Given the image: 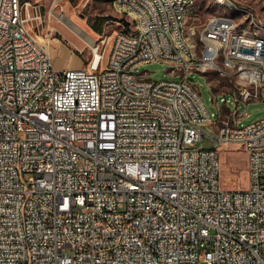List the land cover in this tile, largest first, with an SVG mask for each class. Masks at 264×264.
<instances>
[{"label":"built area","instance_id":"2783aa9c","mask_svg":"<svg viewBox=\"0 0 264 264\" xmlns=\"http://www.w3.org/2000/svg\"><path fill=\"white\" fill-rule=\"evenodd\" d=\"M186 3L120 0L108 57L98 47L89 66L58 67L41 4L0 0V264H264V116L242 124L239 110L261 97L264 65L216 69L218 36L243 17L199 31ZM232 53L264 58V42L231 36ZM150 61L181 78L135 70ZM192 72L227 80L216 98L231 91L237 107L209 112ZM232 143L246 187L221 181Z\"/></svg>","mask_w":264,"mask_h":264},{"label":"rangeland","instance_id":"374dc122","mask_svg":"<svg viewBox=\"0 0 264 264\" xmlns=\"http://www.w3.org/2000/svg\"><path fill=\"white\" fill-rule=\"evenodd\" d=\"M41 4L43 11V22L37 28L39 40L45 38L50 45L56 65L89 66L94 58L95 50L99 47L105 51L108 57L113 35L119 28L116 20L121 16L112 5V0H32ZM194 0L193 7L187 15L186 26L199 28L202 30L209 16L214 14H230L237 21L244 23L254 16L257 20L264 22V0ZM234 2V3H233ZM56 5V6H55ZM52 11H63L81 25L92 37L93 41L76 34L68 25L63 23ZM97 16H106L108 19L103 25L102 32L96 31L92 27L90 19L95 20ZM47 45V44H46ZM80 56L81 59L78 57ZM79 61L74 64V61ZM138 72H146L154 80L161 79H180L181 75L171 74L170 65L161 61L144 62L135 68ZM219 75L212 72L210 75L213 85L208 83L204 74L192 72L191 78L200 86V94L203 102L209 112H216L217 105L221 111L235 109L237 103L231 91L226 94H219L217 90L228 89V81L222 79L215 80ZM201 84V85H199ZM212 96L215 98L213 99ZM226 100V104L224 103ZM239 110L241 111L242 124H248L264 116V86L261 87V97L257 100H251L246 104L239 101ZM245 113H247L245 115ZM196 145L211 147L212 141L203 137ZM222 159V184L229 188L246 187L249 183L247 153L239 143H232L227 149L221 150ZM198 264H206L201 260Z\"/></svg>","mask_w":264,"mask_h":264},{"label":"bare ground","instance_id":"6f19581e","mask_svg":"<svg viewBox=\"0 0 264 264\" xmlns=\"http://www.w3.org/2000/svg\"><path fill=\"white\" fill-rule=\"evenodd\" d=\"M57 0H54V3ZM120 0H113V5H118ZM224 1V0H221ZM185 6V27L187 15L193 7L194 0H186ZM56 6V5H55ZM117 11L123 13V6H114ZM52 14L55 15L58 19L63 21L66 25H68L76 34L93 41L90 34L79 25L73 18H71L67 13L63 11H52ZM212 17L219 18L222 21L240 23L230 14H214ZM209 25V19L204 24L201 31H206V27ZM246 26H229L228 34H224V36H218V42L216 43V47L213 49V57L215 58V68L221 69L226 73H236V65L245 64L247 66H255V65H264V58H249L247 54H239L232 53V62H228V55L230 54L231 47V36H240L248 41H256L264 42V22L257 20L254 16H252L247 23ZM139 27H146V20H139ZM249 27V28H248ZM47 44L48 41L45 38H42ZM51 49V48H50ZM169 50L172 52H181V45L178 42H169ZM51 51V50H50ZM208 49H200L198 52V59H207ZM221 82V80H220ZM236 85H254V78L251 76H238L236 78Z\"/></svg>","mask_w":264,"mask_h":264},{"label":"trees","instance_id":"16d2710c","mask_svg":"<svg viewBox=\"0 0 264 264\" xmlns=\"http://www.w3.org/2000/svg\"><path fill=\"white\" fill-rule=\"evenodd\" d=\"M108 18L106 16H97L95 18V20L92 21L91 20V24H92V27L96 30V31H99V32H102L103 30V25L105 23V21L107 20Z\"/></svg>","mask_w":264,"mask_h":264},{"label":"crops","instance_id":"0c3cea01","mask_svg":"<svg viewBox=\"0 0 264 264\" xmlns=\"http://www.w3.org/2000/svg\"><path fill=\"white\" fill-rule=\"evenodd\" d=\"M112 2H113V0H112ZM112 5H113V3H112ZM113 8L115 9V7L113 6ZM116 10V9H115ZM117 11V10H116ZM118 13H122V12H120V11H117ZM80 59H81V57L80 56H78ZM74 64H78L79 65V61H74ZM58 67H61V66H63L62 64L61 65H57Z\"/></svg>","mask_w":264,"mask_h":264}]
</instances>
